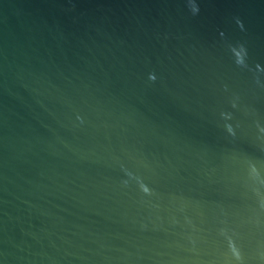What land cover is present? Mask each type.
<instances>
[{"label":"water","instance_id":"obj_1","mask_svg":"<svg viewBox=\"0 0 264 264\" xmlns=\"http://www.w3.org/2000/svg\"><path fill=\"white\" fill-rule=\"evenodd\" d=\"M0 264H264V0H0Z\"/></svg>","mask_w":264,"mask_h":264}]
</instances>
